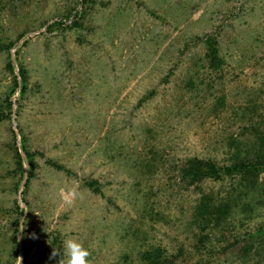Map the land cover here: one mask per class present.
<instances>
[{
    "label": "rangeland",
    "instance_id": "374dc122",
    "mask_svg": "<svg viewBox=\"0 0 264 264\" xmlns=\"http://www.w3.org/2000/svg\"><path fill=\"white\" fill-rule=\"evenodd\" d=\"M207 37L221 69L205 65ZM260 135L264 0H0V264H57L65 239L90 264H139L155 246L194 263L200 193L179 165L230 164ZM251 215L237 227L264 222V194ZM229 254L203 264H243Z\"/></svg>",
    "mask_w": 264,
    "mask_h": 264
},
{
    "label": "trees",
    "instance_id": "16d2710c",
    "mask_svg": "<svg viewBox=\"0 0 264 264\" xmlns=\"http://www.w3.org/2000/svg\"><path fill=\"white\" fill-rule=\"evenodd\" d=\"M205 43V65L212 70L223 68L224 59L220 55L217 40L207 37ZM11 46L10 43L7 48ZM8 65L12 67L10 62ZM22 82H26L24 76ZM255 140L258 149L254 152H240L230 164H220L212 158L191 156L185 158L178 167L180 182L187 187L193 186L195 192L200 193L191 217L194 231L192 254L198 257L197 261L189 263L185 253L168 254L166 249L155 246L141 252L139 264H179L180 258L185 261L184 264H203L204 256L212 259L223 254L230 255L231 252L238 257L240 263L264 264V222L249 229L238 228L236 225L239 217L241 220L252 218L251 211L261 207L263 203L264 179L260 181L259 177L264 172V136H256ZM13 150L15 163L22 170L23 158L15 144ZM24 152L33 169L30 151L24 148ZM226 178H235L238 184L229 195L219 196L202 190L205 181ZM94 182L91 181L89 185L96 191H101ZM241 224L243 225L242 222Z\"/></svg>",
    "mask_w": 264,
    "mask_h": 264
},
{
    "label": "clouds",
    "instance_id": "9594fccd",
    "mask_svg": "<svg viewBox=\"0 0 264 264\" xmlns=\"http://www.w3.org/2000/svg\"><path fill=\"white\" fill-rule=\"evenodd\" d=\"M71 199L66 198V203L71 204ZM63 247V259H59L57 264H90L89 256L90 252L80 241L75 239H65L62 243ZM61 253L57 250H53L52 257Z\"/></svg>",
    "mask_w": 264,
    "mask_h": 264
}]
</instances>
